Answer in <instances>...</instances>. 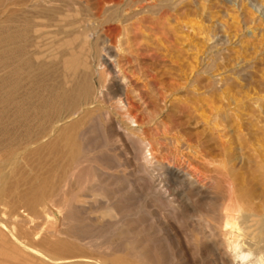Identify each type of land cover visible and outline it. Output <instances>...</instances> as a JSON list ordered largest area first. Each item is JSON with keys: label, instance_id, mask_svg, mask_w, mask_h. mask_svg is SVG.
Masks as SVG:
<instances>
[{"label": "rangeland", "instance_id": "374dc122", "mask_svg": "<svg viewBox=\"0 0 264 264\" xmlns=\"http://www.w3.org/2000/svg\"><path fill=\"white\" fill-rule=\"evenodd\" d=\"M126 1L134 4L133 0ZM140 1L141 7L130 10L134 18L131 14L129 22L119 23L115 35L121 40V74L129 84L132 82L127 91L128 103L138 119L141 117L139 125H132L133 129L129 130L137 131L133 133L135 139H145L154 145L155 159L149 168L143 159L135 161L138 150H132L123 142L104 134L101 126L103 132L95 128L84 136V161L69 166L70 149L64 139L72 129L71 125L74 126L73 123H77L87 111L107 107L99 99L103 92L110 94L111 88L105 82L101 85L98 73L92 80L96 102L94 106L83 108L77 115L80 118L76 116L55 125L52 118L39 126H27L28 130L26 125L15 121L11 103L6 109L0 103V148L12 145L11 154L13 149L16 151L12 154L15 161L11 160L0 173V264L12 261L11 264H40L31 250H41L38 242L48 237V231L53 227L57 232L66 233L68 238L63 237L65 242L62 243L71 247L70 251L51 252L61 262L83 264L91 259L104 264H219L214 256L216 249V252L225 251L221 252L227 256L226 264L232 263L233 258L221 245V235L227 232L222 209L214 210L206 203L193 199L197 216L190 219L188 212L183 213L184 209H173L176 205L167 207L168 200L163 197L170 185L166 174L170 167L176 171L185 169L196 176L194 179L197 182L202 174L218 176L223 181L220 192L224 197H227L231 184L233 188L230 189L237 191V196L238 192L244 194L246 191L241 198L247 199L242 198V201L240 198V202L232 204L226 201L231 206H238L233 219L238 224L232 223L230 232L241 239L246 252L254 254L252 262L264 258V229L260 223L257 226L244 224L246 215L255 216L251 218L256 221L264 216V170L261 169L264 147L257 149L259 144L264 146V117L258 115L257 106L253 105L256 99L264 97V0H134ZM23 2L0 0V28L9 25L13 30L12 26L19 21L35 16L29 11L31 7ZM8 5L9 8H5ZM42 7L41 13L47 15L46 8ZM45 21H42L44 28H40L44 37L52 32L49 21ZM201 27L203 30L211 28V34H218V37L208 41ZM43 41L42 44L49 46V37L46 36ZM45 45L38 56L39 61H27L32 79L41 90L47 86L50 60L49 47ZM158 46L160 53L155 51H158ZM220 58L225 59L220 61ZM220 65L224 67L219 68ZM221 78L227 80L230 86L220 82ZM223 84L227 85L226 94L223 93L226 88ZM108 104L112 107L116 105L113 101ZM258 104L264 107V100ZM218 112L222 116L215 121ZM113 116L119 124L122 123V113L115 111ZM10 137H13V142ZM229 143H232V149L228 148ZM225 151L233 155V159L237 158L231 174L214 172L212 168L213 161H218V164L223 162ZM221 173L228 178L226 181ZM224 181L230 183L225 185ZM159 184L166 188L161 189L164 190L161 191L163 195L158 196L161 199L156 204L152 200L153 189ZM233 185H237L236 188ZM91 219L96 222L92 223ZM88 223L94 224L93 228L86 234L82 233ZM15 238H18L17 244ZM52 238L57 240L58 237L55 235ZM101 252L108 254H104L107 257L101 256ZM16 254L20 258L11 259Z\"/></svg>", "mask_w": 264, "mask_h": 264}, {"label": "bare ground", "instance_id": "6f19581e", "mask_svg": "<svg viewBox=\"0 0 264 264\" xmlns=\"http://www.w3.org/2000/svg\"><path fill=\"white\" fill-rule=\"evenodd\" d=\"M22 1H24L23 2L24 4H28L29 5L28 7H31V10H29L28 8H27V10H29L30 13L34 12L33 14H35V16L30 17L27 20L19 21L20 22V23L18 22L19 24H17L16 26L14 25V27L12 26L13 30H11L8 27L9 25L8 26L4 25V26H2V28H0V30H1V32H0V103H1L2 107L4 109H6L7 105L11 103L13 110H14L13 114L15 115V118H16L15 121H19L21 124L26 125V127L27 126L33 127L36 125L39 126V124H42L46 120L52 119V118H54V120H53L54 125L59 123V122H66L70 119H74V117H76L81 111H83L82 110L83 108H88V107L94 106L93 104H95L97 97H96V94L94 92L95 90H93V89H95V87L93 86L94 88H92V80H94L95 76L98 73L100 76L101 85H103V83L105 82V83H108L110 85V88H111L110 94L103 92V95L99 99L100 102L104 106H107V107H105V108L103 107V109L97 108L96 110H93V111L89 110L86 113L84 112L85 114L83 113L84 114L83 117L80 120L76 121L77 123H73L74 126L71 125L70 128H72V129L69 132L67 131L68 134L66 135L64 141L70 149V154H69L70 165L69 166L72 167V166L78 165L84 161V159H85V156L83 154V149H84L83 146L85 144L84 136L95 128H98L100 130V128L102 126V128L104 130V134H107L109 137H112L113 139L114 138L117 139V141L119 140V141L123 142L125 145H127L132 150H138L139 155H135L134 160L140 161L141 159H143L146 163V164L145 163L144 164L146 165V167L149 168L150 164L155 159L154 145L151 142L146 141L145 139L144 140L143 139L142 140L141 139H135L133 137V135L136 134L137 131L135 133H134L135 130H132L130 132V130H131L130 128H132V125H139L138 120H140L141 117H140V119H138L137 114L135 115L131 109L132 107H130L131 104L129 105V103H128L129 96L127 98V91L129 88H131L130 84L132 82L129 84L126 77L121 74V67H122L120 65V62H121L120 61V58H121L120 57V53H121V51H120L121 47L120 46L121 45L119 46V44H121V42H120L121 40H120V36L115 35L116 30L118 29V24L119 23L124 24L123 22H126L127 20L129 22V19H132V18H129V16H131V14H132L130 12V10L133 7H135V8L137 6L141 7L142 5H139V4L142 2L141 1L140 2H134V0H133L132 2L134 4H130L131 2H127L126 0H22ZM42 6H44L46 8V12H48V13H46L47 15H45V13H43V12L41 13V7ZM151 7H153V6H151ZM5 8H9V5ZM141 11H143V10H141ZM160 11H161V9H160ZM157 12L159 13V11H157ZM3 15H4V13H3ZM16 15H17V13H16ZM133 15L134 14H132V16ZM20 16H22V15H20ZM23 17L24 16H22V18ZM133 18H134V16H133ZM44 19L49 21L48 22L49 27H50L49 29L52 28V32L51 31L49 33L47 32L48 34L46 35L47 38L48 37L50 38L49 46L42 44V41H43V39L46 38V36L44 37L42 34H40V32H42V30L40 28H44V26H43L44 24L42 23V21ZM47 21H45L44 23H47ZM124 28H125V26H124ZM201 29H202V27H201ZM210 30H211V28L207 29L205 27L203 32L206 33V39L208 41H213V40H215L213 38L218 37L217 36L218 34L216 33L217 35H215V34L212 35L213 33L211 34ZM118 38H119V41H118ZM44 43H46V42H44ZM157 44H159V41ZM44 45L49 47V53L48 54H50V58H49L50 60H49V66L47 68L48 69V78L46 80L47 86L45 85L46 86L45 90H41V89H38L37 82L34 81L35 79L34 78L32 79L33 75L31 73V68L28 67L27 63H29V62H27V61H29L28 59H32V60L37 59V61H39V57H40L39 54L41 53L42 47L45 49ZM155 46L156 45L154 44V47ZM158 48H159V46L156 49H158ZM159 50L160 49H158V51L157 50H155V51L158 53ZM44 53H45V51L43 52V54ZM48 56H47V58H48ZM216 58H217V56H216ZM222 59H225V58H220V61H222ZM40 60H42V59H40ZM226 61H228V60H226ZM210 62H212L211 59H210L209 63ZM37 64L38 63H36L35 65H37ZM222 66L220 65L219 68L220 67L222 68ZM95 67L97 69H95ZM225 67H226V65H225ZM98 69H100V71H98ZM35 72H33V73L35 74ZM123 72H125V71H123ZM28 79H30V81L26 82L27 84L25 83L26 84L25 85L23 83V81L28 80ZM42 80H43V78H42ZM219 81L223 82L224 80H223V78H221ZM226 81L227 80H225L224 82H226ZM42 82L44 83V81H42ZM223 85H225L224 87H226L224 89V92H223V93H225L227 91V85L226 84H223ZM228 85L230 86V84H228ZM129 92H130V90H129ZM226 93H228V92H226ZM128 95H129V93H128ZM123 97H125V98L123 99ZM263 100H264V97L258 98V99H256V101H254L255 103H253V105L255 104L257 106V107L255 106V107L257 108L258 115L264 117V107H262V104H258L259 101L261 103ZM112 101L116 104V105H114L115 107H112L113 105L108 104V103L112 104ZM111 108H114V109H111ZM115 111H118L119 114L122 113L121 120H123V121L121 124H119L117 122L118 120L116 121V119L113 116V113ZM254 112H256V111H254ZM220 116H222V113L218 112V114L214 120L215 121L220 120ZM78 118H80V117H78ZM221 119H222V117H221ZM47 122L48 121H46V123ZM259 122H261V121H259ZM140 123H141V121H140ZM261 126L259 128L260 130L262 129ZM28 130H29V128H28ZM243 130H245V129H243ZM21 131H23V130H21ZM100 131H102V130H100ZM127 131H129L130 133ZM36 136H37V134H36ZM13 137H10L12 142H13V139H12ZM2 141L8 142V139L6 141H4V140H2ZM2 141H1V143H2ZM32 142H34V141H32ZM36 142H34V143L36 144ZM103 142L106 144V142L104 140H103ZM37 143H39V142H37ZM58 143H60L59 140H58ZM232 143H229L231 145H230V147L228 146V148H230V149L233 148ZM246 143H248V142H244V144H246ZM28 144H33V143L28 142ZM107 144H109V142ZM12 147H13L12 145H6L5 147L3 145L0 148V173L5 169L6 165L9 164V162L11 160H13L15 157L14 155L12 156V154H14L16 151L14 152V149H13L12 150L13 153L11 154V152H10ZM25 147L27 148L29 146H25ZM239 147H241V146H239ZM263 147H264L263 145L261 146L259 144L257 149H261V148L263 149ZM55 148H52V149H55ZM244 148H245V146H244ZM48 150H50V149H48ZM23 151H25V149ZM34 153H36V152L34 151ZM132 153H134V152H132ZM228 153H230V152H228ZM257 153H259V150ZM20 155H22V154H20ZM202 155L204 156V154H201V156ZM223 155H225V157H224V160L222 163L218 164V161L216 162V161H213L211 159L213 161L212 162L213 164L217 163L218 165L216 166L214 164L216 166V167H214V165L212 163H210V164L213 165L212 168H214V170H213L214 172L218 171L220 173V172L224 171V173L225 172L230 173L233 166H234V162L237 161V158L233 159L232 158L233 155L230 156L229 154H226V151H225V154L223 153ZM235 156H236V154H235ZM17 158H18V156H17ZM204 158H206V157H204ZM221 158H222V156H221ZM214 159H216V158H214ZM143 160H142V162H144ZM14 161L15 160H13V162ZM13 162H11V163H13ZM132 162H134V161H132ZM208 162H210V161H208ZM255 162H256V160H255ZM263 163H264V161H263ZM189 164H192V163H190V161H189ZM262 166L264 167V165H261V167ZM35 167H37V166H35ZM143 167H144V165H143ZM209 167H211V166H209ZM263 167L261 168L262 170H264ZM141 169H143V168H141ZM235 169L236 168H234V170H233L234 172H235ZM210 170L212 171V169H210ZM210 170H209V172H210ZM225 170H227V171H225ZM143 172L146 173L145 170H143ZM218 172H217V174H218ZM234 172H232V173L234 174ZM201 173L202 172H200V174ZM211 173H210V175H211ZM166 174L168 175V179L170 182V185L168 186L169 189L167 188L168 191H167V193L165 192L166 196L163 197L164 199L166 198L168 200L167 202L169 205L167 207L172 208L171 205H176L177 207L175 206L176 208L173 207V209H175V210H177L178 208L184 209L185 211L183 212V210H182V212L183 213L188 212L190 219H194L197 216V210L194 206L193 199H197L198 201H200L202 203L203 202L206 203L207 205H209L214 210L215 209H222L224 215L226 216V220H225V223L223 225H224L225 231H227V232L221 235V240H222L221 245L225 247V250L229 253L231 258H233L232 259L233 262L230 264H233L234 262H235V264H257V262L261 258H257V259H255L254 262H252V260L254 259V254L251 251L246 252L244 250V245H243L241 239H239L238 236H236L235 234H232L230 232L231 224L232 223H234L235 225L238 224V221L233 220V219H235L234 214L237 212L238 206H233V205L231 206L228 203L232 204L234 201L240 202L241 200L243 201L244 198L247 199L248 197H244V198L242 197L243 199L241 198V195L242 196L245 195L246 191L244 192V194H240V192H238L237 194L240 196L239 197L236 195L237 191H234V190L231 191L230 187H232V184L230 186L227 185L229 187V189L228 188L227 189H228V191L229 190L230 191L228 192L229 194L227 193V197H224V196H222V193H221L222 191L220 192V190L222 189L223 181L222 180L220 181L218 176L217 177L206 176V175L202 174V175H199L201 180L200 181L198 180V182H197V180L194 179L196 176L194 177V175H192V173L186 172L185 169H182V171H176V170H173L171 167L167 169ZM212 174H214V173H212ZM220 175L223 177L225 176L223 173H221ZM259 175H261V173ZM10 176H11V174H10ZM227 176L229 177V174ZM243 176L242 177L240 176V177L243 178ZM227 179H226V176H225V179L223 178V180H225V181ZM149 180L152 181L153 179H149ZM231 180H232V178H231ZM233 180H235V179H233ZM205 181L208 183H204ZM225 181H224L225 185L230 183V182L226 183ZM241 183H243V181ZM150 184H151V182H150ZM160 184H162V183H160ZM160 184L157 185L153 189L154 194H153L152 200L155 201V203H156V201L160 200L161 195H163V192H161V191H164V190H161V189L166 188L164 186H161ZM236 186H234V187L236 188ZM55 188H57V187H55ZM240 189L241 188H239V190ZM247 191H248V189H247ZM241 192H243V191H241ZM158 196H160V197H158ZM247 196H249V195H247ZM240 198H241V200H240ZM253 201H254V199H253ZM167 202L164 201V203L166 205H167ZM41 203H42V201H41ZM64 204H66V203H64ZM97 204H100V203H97ZM165 204H162V205H165ZM104 205L105 204L103 203V206ZM107 205H108V202H107L106 206ZM235 205H237V204H235ZM113 207H116V206L114 205ZM247 207H248V205H247ZM95 208L96 207H94V209ZM102 208H104V207H102ZM102 208H100V209H102ZM104 209H106V208H104ZM250 212H251V210H250ZM258 212L260 213V211H258ZM261 213H263V212H261ZM251 215H254V214L251 213ZM251 217H255V216H250V215L247 216L246 215V217H244V224H251L252 223L251 225L257 226L260 223L261 227L264 229V216L260 219V221L253 220ZM94 219H91L92 223L96 222ZM92 223H90V224L88 223L89 225L87 224L82 229V233L86 234V232H89L91 230V228H93V226H94V224H92ZM199 223H200V221H199ZM117 224H118V222L112 226H115ZM99 225H100V223H99ZM76 226H77V224H76ZM119 226H120V224L118 225V227ZM80 227H82V226H80ZM114 228H116V227H114ZM76 230H77V228H76ZM110 230H112V229L110 228ZM102 234L104 235V233H102ZM39 235L40 234H38V236ZM55 235H56V237H58L57 240H54V238H52L53 236L55 237ZM65 235H66L65 232H57L54 227L50 228L48 231V235H47L48 237H45L40 242H38L39 243L38 245L41 246V250H35V249L33 250V248H32L31 251H33V253H31V254L35 257V259L40 264H72L73 262H61L60 260L55 259L53 254H52L54 252L70 251L71 247L70 246L67 247L66 245H64L62 243L63 241L65 242V240L62 241V239H64L63 237L68 238L67 235L66 236ZM99 235H101V234H99ZM213 235H214V232H213ZM2 237H3V235H2ZM12 237H14V236L12 235ZM99 238H100V236H99ZM17 239L18 238H15V240H14V241H16V244H17ZM212 239H213V237H212ZM134 241L135 240H133V242ZM104 247H106V246H104ZM0 248H1V246H0ZM29 249H31V248H29ZM219 249L221 250V248H219ZM99 250H100V248H99ZM111 250H112V248H111ZM214 251H215L214 256H215L217 262L219 264H226V260H227L226 257L227 256L223 252H221L224 250L216 252V249H215ZM97 252H99V251H97ZM117 253H119V252H117ZM249 253L251 254L250 258L245 256V254H249ZM23 254H24V252H23ZM104 254H106V253L105 252L102 253L101 256L104 257ZM110 254H112V253H110ZM114 254H116V253H114ZM135 254H136V252H135ZM2 255H3V253H2ZM106 255H108V254H106ZM106 255H105V257H107ZM16 256H17V258L19 257L16 254V255L12 256L11 259H15ZM139 256H140V254L138 255V257ZM144 256L145 255H143V256L141 255V257H144ZM241 256H245V258L243 260L239 259V257H241ZM135 257H136V255H135ZM108 258H109V256H108ZM10 261H12V260H10ZM23 262H24V260H23ZM26 262H28V261H26ZM7 264H9V263L7 262ZM13 264H15V263H13ZM83 264H104V263L100 260H91L90 259L88 261L83 262Z\"/></svg>", "mask_w": 264, "mask_h": 264}, {"label": "clouds", "instance_id": "9594fccd", "mask_svg": "<svg viewBox=\"0 0 264 264\" xmlns=\"http://www.w3.org/2000/svg\"><path fill=\"white\" fill-rule=\"evenodd\" d=\"M245 256L250 258L251 254H250V253H249V254H245ZM245 256H241V257H239V259L243 260V259L245 258ZM257 264H264V258H261V259L257 262Z\"/></svg>", "mask_w": 264, "mask_h": 264}]
</instances>
